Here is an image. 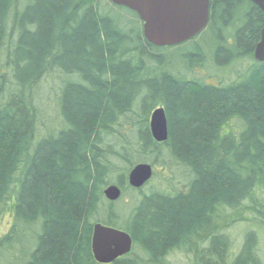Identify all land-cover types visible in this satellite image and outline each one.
Masks as SVG:
<instances>
[{
	"label": "trees",
	"instance_id": "16d2710c",
	"mask_svg": "<svg viewBox=\"0 0 264 264\" xmlns=\"http://www.w3.org/2000/svg\"><path fill=\"white\" fill-rule=\"evenodd\" d=\"M263 24L210 0L203 31L159 47L112 0H0V264H100L98 222L133 238L111 264H264Z\"/></svg>",
	"mask_w": 264,
	"mask_h": 264
},
{
	"label": "water",
	"instance_id": "95a60500",
	"mask_svg": "<svg viewBox=\"0 0 264 264\" xmlns=\"http://www.w3.org/2000/svg\"><path fill=\"white\" fill-rule=\"evenodd\" d=\"M257 5L264 18V0H250ZM135 11L143 22V33L146 39L159 47L181 44L203 31L209 20L210 0H112ZM255 58L264 62V24L260 41L255 47ZM150 129L157 142L168 139V120L165 109L156 108L150 119ZM154 168L149 163H138L130 171L128 182L135 188L145 185L153 176ZM105 196L110 201L121 197L122 189L116 184L109 185ZM133 249V238L129 232L95 223L92 236V251L95 260L100 264H111L120 257L130 254Z\"/></svg>",
	"mask_w": 264,
	"mask_h": 264
},
{
	"label": "rangeland",
	"instance_id": "374dc122",
	"mask_svg": "<svg viewBox=\"0 0 264 264\" xmlns=\"http://www.w3.org/2000/svg\"><path fill=\"white\" fill-rule=\"evenodd\" d=\"M211 64V63H210ZM215 69L213 68L212 70L210 69V74H212L213 75V73H215ZM211 80H213V79H211ZM9 216H5L4 217V221H3V225L4 224H7L8 222H9ZM263 242H264V237H263ZM263 249H264V246H263ZM263 254H264V250H263ZM184 258L181 256V254H176V255H174V258H172V260H176V264H183V263H185L184 262V260H183Z\"/></svg>",
	"mask_w": 264,
	"mask_h": 264
}]
</instances>
